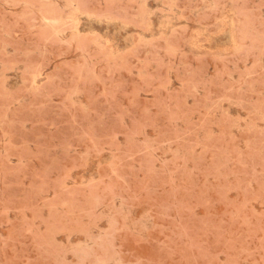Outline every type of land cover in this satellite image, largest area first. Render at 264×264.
Instances as JSON below:
<instances>
[{
  "label": "rangeland",
  "instance_id": "374dc122",
  "mask_svg": "<svg viewBox=\"0 0 264 264\" xmlns=\"http://www.w3.org/2000/svg\"><path fill=\"white\" fill-rule=\"evenodd\" d=\"M0 264H264V0H0Z\"/></svg>",
  "mask_w": 264,
  "mask_h": 264
}]
</instances>
